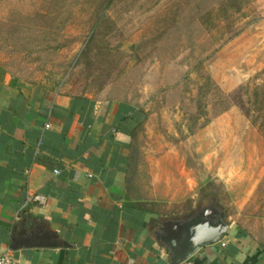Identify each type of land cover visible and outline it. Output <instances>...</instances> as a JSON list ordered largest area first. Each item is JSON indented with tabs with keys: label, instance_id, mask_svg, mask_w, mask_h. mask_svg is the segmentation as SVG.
I'll use <instances>...</instances> for the list:
<instances>
[{
	"label": "crops",
	"instance_id": "crops-1",
	"mask_svg": "<svg viewBox=\"0 0 264 264\" xmlns=\"http://www.w3.org/2000/svg\"><path fill=\"white\" fill-rule=\"evenodd\" d=\"M5 58L0 251L17 264H264V247L225 204L210 190L198 193L193 144L141 145L148 118L141 100L20 79L14 73L31 68ZM213 181L231 185L220 174L202 185ZM224 223L220 241L188 251Z\"/></svg>",
	"mask_w": 264,
	"mask_h": 264
},
{
	"label": "rangeland",
	"instance_id": "rangeland-1",
	"mask_svg": "<svg viewBox=\"0 0 264 264\" xmlns=\"http://www.w3.org/2000/svg\"><path fill=\"white\" fill-rule=\"evenodd\" d=\"M0 54L20 79L141 100V145L193 144L198 193L264 247V0H0ZM219 174L232 187H203Z\"/></svg>",
	"mask_w": 264,
	"mask_h": 264
},
{
	"label": "water",
	"instance_id": "water-1",
	"mask_svg": "<svg viewBox=\"0 0 264 264\" xmlns=\"http://www.w3.org/2000/svg\"><path fill=\"white\" fill-rule=\"evenodd\" d=\"M226 224H220V228H218V231L216 230L214 232L213 235H204L203 234L200 236V238H198L197 240H194L191 244V247L188 248V251L189 250H192L193 247L197 246V245H200L201 243H214V242H217V241H220L222 239V237L224 236L225 232H226ZM187 253V249L185 252H182L180 254H178L176 257H175V261H178L179 259L183 258Z\"/></svg>",
	"mask_w": 264,
	"mask_h": 264
},
{
	"label": "built area",
	"instance_id": "built-area-1",
	"mask_svg": "<svg viewBox=\"0 0 264 264\" xmlns=\"http://www.w3.org/2000/svg\"><path fill=\"white\" fill-rule=\"evenodd\" d=\"M55 172L58 171L55 170ZM33 198L42 201L40 196H33ZM0 264H17V261L10 250H4L0 251Z\"/></svg>",
	"mask_w": 264,
	"mask_h": 264
},
{
	"label": "trees",
	"instance_id": "trees-1",
	"mask_svg": "<svg viewBox=\"0 0 264 264\" xmlns=\"http://www.w3.org/2000/svg\"><path fill=\"white\" fill-rule=\"evenodd\" d=\"M235 9H239V7H236ZM262 96L264 97V93L262 94ZM145 116H144V120L146 119V113L144 112ZM140 123V122H139Z\"/></svg>",
	"mask_w": 264,
	"mask_h": 264
}]
</instances>
